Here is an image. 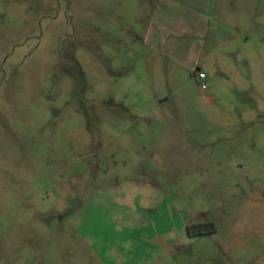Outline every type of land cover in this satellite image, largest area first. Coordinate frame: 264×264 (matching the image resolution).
Here are the masks:
<instances>
[{"label": "rangeland", "instance_id": "374dc122", "mask_svg": "<svg viewBox=\"0 0 264 264\" xmlns=\"http://www.w3.org/2000/svg\"><path fill=\"white\" fill-rule=\"evenodd\" d=\"M153 4L0 0V264H264V0Z\"/></svg>", "mask_w": 264, "mask_h": 264}, {"label": "crops", "instance_id": "0c3cea01", "mask_svg": "<svg viewBox=\"0 0 264 264\" xmlns=\"http://www.w3.org/2000/svg\"><path fill=\"white\" fill-rule=\"evenodd\" d=\"M216 7L217 0H154L149 40L153 46L175 53L179 60L192 61L207 32L209 18L217 14ZM188 55L193 58L189 60Z\"/></svg>", "mask_w": 264, "mask_h": 264}, {"label": "built area", "instance_id": "2783aa9c", "mask_svg": "<svg viewBox=\"0 0 264 264\" xmlns=\"http://www.w3.org/2000/svg\"><path fill=\"white\" fill-rule=\"evenodd\" d=\"M193 77L196 78V80L199 82V87L201 91H205L206 85L203 83V81L206 79V75L204 72L196 71L193 74Z\"/></svg>", "mask_w": 264, "mask_h": 264}, {"label": "trees", "instance_id": "16d2710c", "mask_svg": "<svg viewBox=\"0 0 264 264\" xmlns=\"http://www.w3.org/2000/svg\"><path fill=\"white\" fill-rule=\"evenodd\" d=\"M198 71H200V70H198ZM194 229H198V230H196V232L198 234H201V233H204V232H207L208 233L209 230H210L209 228H207V225L206 224L203 225V226H198L197 228H194L193 226L187 228L188 232H193V231H195Z\"/></svg>", "mask_w": 264, "mask_h": 264}]
</instances>
